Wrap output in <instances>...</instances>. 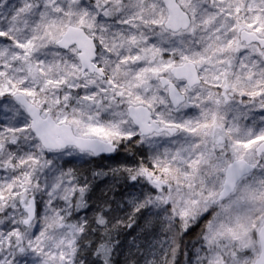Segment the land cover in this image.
Returning a JSON list of instances; mask_svg holds the SVG:
<instances>
[{
    "label": "snow or ice",
    "instance_id": "1",
    "mask_svg": "<svg viewBox=\"0 0 264 264\" xmlns=\"http://www.w3.org/2000/svg\"><path fill=\"white\" fill-rule=\"evenodd\" d=\"M257 108L264 0H0V264H264Z\"/></svg>",
    "mask_w": 264,
    "mask_h": 264
},
{
    "label": "trees",
    "instance_id": "2",
    "mask_svg": "<svg viewBox=\"0 0 264 264\" xmlns=\"http://www.w3.org/2000/svg\"><path fill=\"white\" fill-rule=\"evenodd\" d=\"M123 157H118L117 160H110L105 158H93L91 162H88V158L82 161H75L73 165L81 171L85 172L89 176L93 170H107L110 166H115L118 160H122ZM112 182L108 178H100L93 181V188L89 195L91 196L90 203H99L106 197L110 196L109 188ZM118 215L124 216V212L118 213ZM139 225H143V220L137 222ZM153 237L157 239H163V234L157 229L151 234L144 233L141 227L134 226L133 229H123L119 239L121 241L119 248L114 254V264H145V258L148 256V242L153 240ZM195 237H186V241H191ZM135 241V243H133ZM139 249V250H138ZM181 262L183 257L180 258Z\"/></svg>",
    "mask_w": 264,
    "mask_h": 264
},
{
    "label": "rangeland",
    "instance_id": "3",
    "mask_svg": "<svg viewBox=\"0 0 264 264\" xmlns=\"http://www.w3.org/2000/svg\"><path fill=\"white\" fill-rule=\"evenodd\" d=\"M262 114H264V113H262L261 110L258 109V108L256 110H254V112L251 114V115H253L255 117V120H256V123L257 124H259V122H260V119L259 118H260V116ZM247 123H249V124L252 123L251 118L247 121ZM76 161H82V160L77 159Z\"/></svg>",
    "mask_w": 264,
    "mask_h": 264
},
{
    "label": "water",
    "instance_id": "4",
    "mask_svg": "<svg viewBox=\"0 0 264 264\" xmlns=\"http://www.w3.org/2000/svg\"><path fill=\"white\" fill-rule=\"evenodd\" d=\"M97 158H99V157H97Z\"/></svg>",
    "mask_w": 264,
    "mask_h": 264
}]
</instances>
